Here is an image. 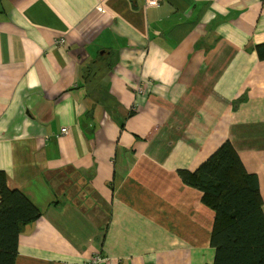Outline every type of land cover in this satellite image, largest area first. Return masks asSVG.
Segmentation results:
<instances>
[{
  "label": "crops",
  "instance_id": "0c3cea01",
  "mask_svg": "<svg viewBox=\"0 0 264 264\" xmlns=\"http://www.w3.org/2000/svg\"><path fill=\"white\" fill-rule=\"evenodd\" d=\"M262 46V0H1L0 172L40 212L15 264H213L179 172L229 142L264 214Z\"/></svg>",
  "mask_w": 264,
  "mask_h": 264
},
{
  "label": "trees",
  "instance_id": "16d2710c",
  "mask_svg": "<svg viewBox=\"0 0 264 264\" xmlns=\"http://www.w3.org/2000/svg\"><path fill=\"white\" fill-rule=\"evenodd\" d=\"M258 53L264 58V46ZM179 176L202 193V202L214 212L213 264H264L258 181L246 173L231 144L220 146L195 172L180 171ZM39 216L22 193L7 188L0 172V264H15L20 227Z\"/></svg>",
  "mask_w": 264,
  "mask_h": 264
},
{
  "label": "built area",
  "instance_id": "2783aa9c",
  "mask_svg": "<svg viewBox=\"0 0 264 264\" xmlns=\"http://www.w3.org/2000/svg\"><path fill=\"white\" fill-rule=\"evenodd\" d=\"M163 0H146V4L147 5H158L162 2ZM264 2V0H262ZM63 42V40H61V43ZM61 133L62 134H65L66 133V129H63L61 130ZM103 261H105L104 258H102L101 256L97 255L95 256L92 261L88 264H100L102 263Z\"/></svg>",
  "mask_w": 264,
  "mask_h": 264
}]
</instances>
